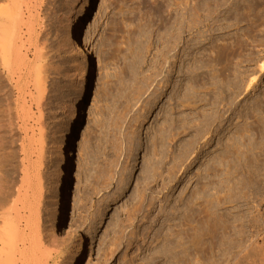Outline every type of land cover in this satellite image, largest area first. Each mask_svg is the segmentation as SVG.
<instances>
[{
    "label": "rangeland",
    "instance_id": "374dc122",
    "mask_svg": "<svg viewBox=\"0 0 264 264\" xmlns=\"http://www.w3.org/2000/svg\"><path fill=\"white\" fill-rule=\"evenodd\" d=\"M39 4L27 114L0 54V189L35 186L54 264H226L264 231V0Z\"/></svg>",
    "mask_w": 264,
    "mask_h": 264
},
{
    "label": "bare ground",
    "instance_id": "6f19581e",
    "mask_svg": "<svg viewBox=\"0 0 264 264\" xmlns=\"http://www.w3.org/2000/svg\"><path fill=\"white\" fill-rule=\"evenodd\" d=\"M39 2L41 0H8L6 5L0 7L2 70L11 87L4 96L10 101L15 94V111L18 114L27 112L25 107L20 106L26 84H33L36 92L41 87L39 75L44 53L43 46L39 45L38 40L42 32L39 12L37 13L41 4ZM35 63H39L36 64V68ZM258 72L264 73V61L259 63ZM254 81L255 77L246 83L245 93L251 91ZM40 95L30 93L31 99H37V103ZM11 184L4 190L0 189V264H54L59 257V252L56 250L58 242L54 237H50V243L54 248L49 251L44 246L39 226V202L35 199V186L25 188L22 185L20 188H15V184ZM8 206L9 208L6 209ZM260 242L264 246V231L255 229L235 247L226 264H237L257 248Z\"/></svg>",
    "mask_w": 264,
    "mask_h": 264
},
{
    "label": "water",
    "instance_id": "95a60500",
    "mask_svg": "<svg viewBox=\"0 0 264 264\" xmlns=\"http://www.w3.org/2000/svg\"><path fill=\"white\" fill-rule=\"evenodd\" d=\"M231 255V254H230ZM229 257V256H228Z\"/></svg>",
    "mask_w": 264,
    "mask_h": 264
}]
</instances>
